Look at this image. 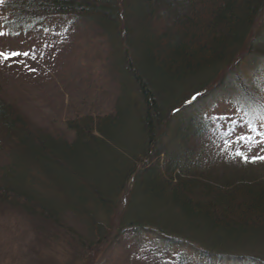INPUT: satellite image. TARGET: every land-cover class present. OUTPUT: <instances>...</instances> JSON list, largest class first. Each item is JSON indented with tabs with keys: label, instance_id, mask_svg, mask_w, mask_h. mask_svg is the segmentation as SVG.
<instances>
[{
	"label": "trees",
	"instance_id": "obj_1",
	"mask_svg": "<svg viewBox=\"0 0 264 264\" xmlns=\"http://www.w3.org/2000/svg\"><path fill=\"white\" fill-rule=\"evenodd\" d=\"M5 10L0 24L8 28L58 15L89 22L113 46L119 76L110 112L65 122L71 141L33 129L0 99V204L43 225L74 214L94 250L129 192L133 221L122 232L151 226L160 243L209 263L264 264V160L238 161L237 149L233 160L205 152L206 124L177 114L211 95L229 66L243 87L235 71L253 49L264 0H3ZM255 43L264 47V32ZM218 128L223 145L233 129ZM151 252L155 264H183L160 245Z\"/></svg>",
	"mask_w": 264,
	"mask_h": 264
},
{
	"label": "rangeland",
	"instance_id": "obj_2",
	"mask_svg": "<svg viewBox=\"0 0 264 264\" xmlns=\"http://www.w3.org/2000/svg\"><path fill=\"white\" fill-rule=\"evenodd\" d=\"M4 13L7 11L0 13V22L6 17ZM254 27L252 40H260L264 14ZM0 32L4 33L0 35V51L29 53L0 60V99L17 109L33 129L71 141L73 133L65 126L68 119L111 111L119 76L111 67L113 46L89 22L58 15L39 18L27 30L0 24ZM255 41L249 57L241 60L235 71L243 80V87L233 81L235 67L229 66L213 80L211 95L198 97L188 110L177 113L181 116L185 111L187 119L206 124L207 149L214 150L205 152H214L223 160L233 158L232 149L241 150L246 156H264V144L256 142L264 139L258 135L264 133V47ZM217 121L221 123L219 128ZM226 126H232L233 133L222 145L213 130L226 131ZM241 136L245 139L241 140ZM237 158L239 161L242 157ZM128 196L129 192L123 195L122 204L110 220L112 234L94 250H89L90 228L74 214L64 215L60 224L43 225L40 221L41 225L22 209L0 204V264H155L151 249L157 245L165 258L170 251L175 260L182 258L183 264H214L183 248L160 243L151 226L122 232L121 225L130 222L126 227L130 229L133 221L126 218Z\"/></svg>",
	"mask_w": 264,
	"mask_h": 264
},
{
	"label": "snow or ice",
	"instance_id": "obj_3",
	"mask_svg": "<svg viewBox=\"0 0 264 264\" xmlns=\"http://www.w3.org/2000/svg\"><path fill=\"white\" fill-rule=\"evenodd\" d=\"M2 2H3V0H0V3H2ZM0 35H4V33L0 32ZM21 55L28 56L29 53L28 52H17V51H12V52L0 51V60H9V59H12L14 57H19ZM197 95H199V94H197ZM195 99H196V97H193V100H195ZM261 127H264V124H261ZM252 131L255 132L256 130L252 129ZM258 135L264 136V133H258ZM240 139L243 140V139H245V137L241 136ZM249 139H251V138L249 137ZM257 143L264 144V139L257 141ZM262 150H264V149H262ZM236 155L241 156L246 161L249 159H251L252 162H255V160H264V156H259V155L249 158L248 156H246L243 152H241L239 150L236 151Z\"/></svg>",
	"mask_w": 264,
	"mask_h": 264
}]
</instances>
